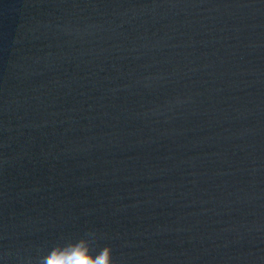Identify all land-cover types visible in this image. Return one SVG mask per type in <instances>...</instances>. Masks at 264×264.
<instances>
[{
    "label": "water",
    "instance_id": "obj_1",
    "mask_svg": "<svg viewBox=\"0 0 264 264\" xmlns=\"http://www.w3.org/2000/svg\"><path fill=\"white\" fill-rule=\"evenodd\" d=\"M89 232L264 264V0H0V264Z\"/></svg>",
    "mask_w": 264,
    "mask_h": 264
},
{
    "label": "clouds",
    "instance_id": "obj_2",
    "mask_svg": "<svg viewBox=\"0 0 264 264\" xmlns=\"http://www.w3.org/2000/svg\"><path fill=\"white\" fill-rule=\"evenodd\" d=\"M96 243L94 232L72 242L58 243L47 255L38 258V264H117L111 247L94 250Z\"/></svg>",
    "mask_w": 264,
    "mask_h": 264
}]
</instances>
